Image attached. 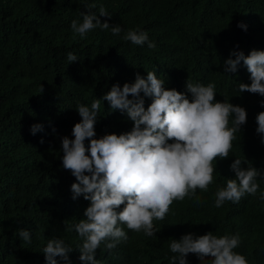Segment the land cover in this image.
I'll use <instances>...</instances> for the list:
<instances>
[{
	"label": "trees",
	"instance_id": "1",
	"mask_svg": "<svg viewBox=\"0 0 264 264\" xmlns=\"http://www.w3.org/2000/svg\"><path fill=\"white\" fill-rule=\"evenodd\" d=\"M89 4L96 5L97 15L100 6L111 14L100 19L119 25L120 36L99 27L83 38L72 32L71 21L82 22ZM129 29L145 31L156 47L123 40ZM253 49L264 50V0H0V264H46L42 249L53 238L72 248L68 264H82V238L66 227L84 218L89 201L72 198L76 181L62 166L61 137L71 139L74 123L81 120L75 107L90 106L96 98L102 100L96 138L129 131L132 122L119 110L110 111L102 97L114 83H131L136 73L146 77L148 71L181 92L186 80L214 83L215 99L243 107L247 122L229 157L213 162L214 181L207 191L197 189L199 202L174 201L165 219L154 221V236L118 225L128 239L111 253L102 243L98 264H172V239L209 231L238 235L234 251L248 264H264V143L255 119L264 111V97L239 93V83L251 82L243 62L236 73H224L230 52L247 55ZM69 52L78 59L69 62ZM144 99L147 107L150 98ZM33 124L43 130L33 135ZM84 143L87 147L88 140ZM235 158L245 160L242 167L260 170L259 190L216 208V191L235 178L230 168ZM21 229L30 232V243L19 236ZM186 260L201 264L191 253Z\"/></svg>",
	"mask_w": 264,
	"mask_h": 264
},
{
	"label": "clouds",
	"instance_id": "2",
	"mask_svg": "<svg viewBox=\"0 0 264 264\" xmlns=\"http://www.w3.org/2000/svg\"><path fill=\"white\" fill-rule=\"evenodd\" d=\"M86 7L88 10L81 12L82 22L71 21L74 34L83 38L99 27L120 36L122 28L108 22L111 14L103 6L99 8V15L92 11L95 4ZM100 17L108 19L102 22ZM238 27L246 29L243 23H238ZM122 39L134 45L156 47L140 29H129ZM67 59L73 62L78 57L69 52ZM241 62L251 82L239 83V93L247 91L264 97V50L253 49L247 55L243 51L230 52L224 61V73H236ZM164 85L165 79L158 78L155 71H148L146 77L136 73L131 83L125 82L122 86L114 83L104 94L102 99L108 102L109 110H119L132 122L129 131L96 138L95 124L101 116L102 103L96 98L90 106L75 107L81 120L74 123L71 139L61 137L62 166L76 181L71 184L72 198L82 196L89 201L84 218L66 227L67 231L74 229L82 238L78 248L82 264H98L96 251L102 243L111 253L128 239L118 225L154 236L157 232L154 221H163L174 201L188 197L199 202L197 189L207 191L214 181L213 162L229 157L236 133L247 122L243 107L215 99L214 83L205 86L186 80V92ZM186 93L191 94V99ZM145 97L150 98L147 107ZM260 104L264 107V100ZM255 119L256 132L264 143V111ZM38 130H43L42 125L30 127L33 135ZM85 140H88L87 147ZM242 163L245 160L235 158L230 164L235 178L227 179L226 186L216 191V208L226 201L239 203L245 194L258 192L260 186L256 179L261 176L260 170L242 167ZM260 198L264 200V191L260 192ZM19 236L31 242L28 230L21 229ZM239 245L238 235L218 237L209 231L203 235L184 234L179 240L172 239L169 247L175 254L171 257L172 264H187L189 253L196 255L201 264H248L244 255L234 251ZM71 251L58 238L48 240L42 249L46 264H57L56 257L68 264Z\"/></svg>",
	"mask_w": 264,
	"mask_h": 264
}]
</instances>
